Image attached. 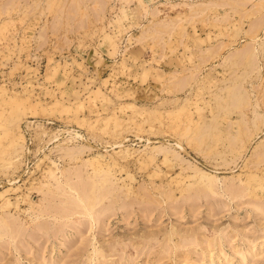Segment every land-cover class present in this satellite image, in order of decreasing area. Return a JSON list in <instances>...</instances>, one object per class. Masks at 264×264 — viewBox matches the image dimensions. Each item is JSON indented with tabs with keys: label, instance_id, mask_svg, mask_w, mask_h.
<instances>
[{
	"label": "rangeland",
	"instance_id": "obj_1",
	"mask_svg": "<svg viewBox=\"0 0 264 264\" xmlns=\"http://www.w3.org/2000/svg\"><path fill=\"white\" fill-rule=\"evenodd\" d=\"M0 264H264V0H0Z\"/></svg>",
	"mask_w": 264,
	"mask_h": 264
},
{
	"label": "bare ground",
	"instance_id": "obj_2",
	"mask_svg": "<svg viewBox=\"0 0 264 264\" xmlns=\"http://www.w3.org/2000/svg\"><path fill=\"white\" fill-rule=\"evenodd\" d=\"M70 135H71V134H70ZM70 135H69V136H70ZM76 135H77V134H76ZM76 135H75V136H76ZM78 136H79V135H78Z\"/></svg>",
	"mask_w": 264,
	"mask_h": 264
}]
</instances>
